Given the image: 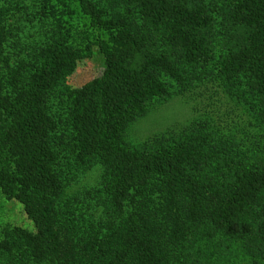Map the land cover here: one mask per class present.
<instances>
[{
    "label": "trees",
    "instance_id": "1",
    "mask_svg": "<svg viewBox=\"0 0 264 264\" xmlns=\"http://www.w3.org/2000/svg\"><path fill=\"white\" fill-rule=\"evenodd\" d=\"M79 3L110 41H96L103 74L70 89L67 78L92 44L80 47L61 29L18 61L28 26L13 11L24 6L0 0V189L36 227L7 233L0 264H175L177 251L209 230L254 237L264 251L263 137L247 145V131L227 136L200 119L140 148L126 140L153 101L171 96L169 80L187 91L200 70L264 122V0ZM61 95L75 136L68 173L74 164L103 172L87 216L64 169L51 107Z\"/></svg>",
    "mask_w": 264,
    "mask_h": 264
},
{
    "label": "rangeland",
    "instance_id": "2",
    "mask_svg": "<svg viewBox=\"0 0 264 264\" xmlns=\"http://www.w3.org/2000/svg\"><path fill=\"white\" fill-rule=\"evenodd\" d=\"M22 5L24 7L20 12L13 11L22 16L28 26V34L22 47H19L21 53L18 61H30L35 48L62 29L76 45L86 48L89 43L92 44L91 55L79 61L75 73L67 78L65 85L70 89L81 88L103 74L105 60L96 41L101 39L109 42L110 37L106 33L98 35L94 31L91 20L83 12L79 0H22ZM25 19L30 21L26 22ZM13 51L15 48L9 49V52ZM205 78L203 70L198 72L195 82L188 77L187 84L197 85L190 86L187 91L174 86L179 84L178 82L169 80L171 96L153 101L147 114L130 124L126 136L129 147L140 148L157 136L174 131L181 132L194 126L200 119H207V122L210 120L211 128L216 123L219 132L227 136L235 133L239 136L242 130L247 131L245 133L254 138L247 145L264 138V122L259 121L258 125L248 108L223 90H219L209 77ZM51 107L59 119L58 140L60 149L65 150L63 157L67 159L64 161V169L68 173L69 163L72 164L75 156V136L68 121L66 97H57L52 101ZM77 166L74 164V175L68 173L73 180L68 184L73 196L79 198V212L90 214L91 210L87 211V201L90 196H94V189L101 187L103 172L99 167L85 171ZM14 228L36 232L35 223L27 214L24 205L15 198L4 195L0 189V242ZM208 232V235L202 233L205 240L195 247L187 251L182 248L178 250L175 264H264V251L254 249V237H230L221 230Z\"/></svg>",
    "mask_w": 264,
    "mask_h": 264
}]
</instances>
